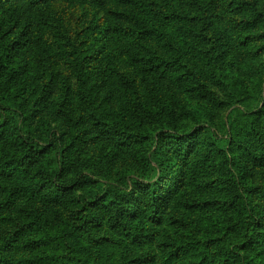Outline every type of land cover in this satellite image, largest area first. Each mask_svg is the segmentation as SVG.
Returning <instances> with one entry per match:
<instances>
[{"label":"rangeland","instance_id":"1","mask_svg":"<svg viewBox=\"0 0 264 264\" xmlns=\"http://www.w3.org/2000/svg\"><path fill=\"white\" fill-rule=\"evenodd\" d=\"M145 1L169 8L167 0ZM200 1L199 10L181 13L168 27L170 60L194 80L186 88L128 65L114 32L130 24L116 6L52 0L30 9L18 30L11 9L0 11V124L18 125L39 148L48 146L43 167L62 192L55 204L16 196L36 184L0 160V206L12 196V204L0 208V264L44 257L60 264L58 257L74 255L84 264H224L237 246L242 259L226 264H256L258 253L264 258V130L262 154L230 145V131L245 133L247 117L264 108V0ZM12 79L18 90L10 87ZM119 80L133 81L134 92L115 95ZM133 105L139 112L131 118ZM112 129L121 147L109 139ZM195 133L199 140L188 162L209 167L199 184L188 183L186 172L154 212L144 190L166 188L169 174L175 182L177 169L185 167L162 138L175 134L184 147ZM225 169L248 198L244 219L216 190ZM107 190L116 202L112 213L92 207ZM137 197L146 200L140 209ZM84 209L96 225L73 249L58 233ZM121 218L124 227L114 222ZM127 231L144 236L146 244L132 246Z\"/></svg>","mask_w":264,"mask_h":264},{"label":"trees","instance_id":"2","mask_svg":"<svg viewBox=\"0 0 264 264\" xmlns=\"http://www.w3.org/2000/svg\"><path fill=\"white\" fill-rule=\"evenodd\" d=\"M50 1L52 0H0V11H3L4 9H11L13 15L16 16L15 22L18 30L22 26L30 9ZM65 1L78 2L82 4L93 3L97 6H116L124 12L122 13L124 17H128L130 26L126 30L114 32V44L131 68L144 76H153L161 83L162 81H167L182 88L189 87V85L194 83L193 78H189V76H187L184 71V67L178 61L170 60V46L172 45V38L168 27L170 24L180 20L181 13H191L199 10L203 4L202 1L167 0L166 3L169 5V8H160L157 5L155 6L145 0ZM241 7L243 8L244 6ZM16 49L19 50V48H15L13 50ZM10 87L16 88V90L19 89L15 80L10 82ZM202 89L203 87H200V94L205 98L210 99L212 94L207 92L206 89L203 91ZM121 90L122 93H133V81L119 80V84L116 86L114 91L115 95H119ZM111 97H114V94H111ZM128 112L130 117L133 118L137 116L139 111L135 109L133 105L129 108ZM247 121L248 125L245 127V133H243L242 130L236 131V128L230 131V145L232 148H242L244 151H247L249 155L253 151L261 152L262 154L263 142L260 138L259 131L261 129L264 130V108L259 110L258 113H251L247 117ZM110 133L112 136H109V139L117 142V145L121 147L122 143L119 142H122V140L115 137L117 136L116 130L112 129ZM251 135L257 138L256 144L251 141ZM175 137V134L172 136H164L161 141L166 143L169 150L171 149V151L168 152L172 154L173 159L185 167L177 169L179 179L175 182H173L172 174H169V178H171L169 180V185L166 188H163L158 192H156V189L151 191L144 190L142 197H144V195H147L148 197L150 195L152 196L149 200L150 203L148 202V204L154 212L158 202L163 199L164 203H166L167 199L165 197L173 192L177 184L179 185L185 181L186 172L188 183L199 184V179L202 175H204L209 167L200 160L188 162L190 156L194 152V143L199 140L197 133L190 134L186 138L184 147H182L183 138L179 139L178 137L176 139ZM47 150L48 146L39 148L38 144L25 137L18 125H13V123L0 124V160L7 161L9 164H15L20 167L25 174L31 176V180L36 184V189H32L28 194L22 192L20 195L17 194L16 196L26 195L33 199H39L42 203L47 202L49 204H55L62 199V192L54 184L53 176L43 167V158L45 154H47ZM198 157L199 156H196L195 158L198 159ZM215 187L228 207L233 208V214L240 219H244V217L247 216L246 202L248 201V198L241 193L236 179L231 173H229L228 169H225L222 172L220 181L215 185ZM109 192L110 190H107L103 192L100 197L96 198L92 205L95 210L104 212V210L108 209L111 213L116 210V202ZM133 203L135 204L136 209H140L144 205L143 203H146V200L143 201V198L138 199L137 197ZM11 204L12 196H8L7 200L3 202L0 208H6ZM193 207L194 206H189L190 209ZM88 211L89 210L84 209V214L81 218H79L75 223L73 222L72 224H67L64 232L62 231L58 233L59 240L63 239L66 235L69 237L70 242L73 245V249H78V237L89 227L96 225L95 217ZM121 220L122 218L117 220L115 219L114 222L116 225L124 227ZM239 224L240 231L245 233L247 226L243 225L242 222ZM44 235L48 236L47 234ZM126 235L129 238L131 245L134 247H140L146 244L145 237L140 234H132L130 231H127ZM8 249L11 250L12 246H9ZM261 255V253H258L254 256V263L264 264V258H262ZM241 259L242 253L240 252V248L237 246L235 250L228 253V258L223 263L226 264L229 261ZM56 261L60 264H68L69 261L73 262V264L85 263L83 259L77 257L76 255L67 260L64 257H58ZM49 262H52V260L44 257L35 260L34 264H49Z\"/></svg>","mask_w":264,"mask_h":264}]
</instances>
